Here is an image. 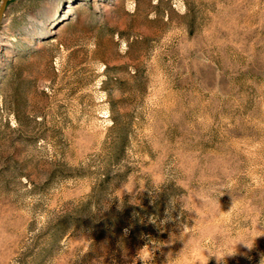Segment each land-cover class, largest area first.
Listing matches in <instances>:
<instances>
[{"label":"rangeland","instance_id":"374dc122","mask_svg":"<svg viewBox=\"0 0 264 264\" xmlns=\"http://www.w3.org/2000/svg\"><path fill=\"white\" fill-rule=\"evenodd\" d=\"M0 264H264V0H11Z\"/></svg>","mask_w":264,"mask_h":264},{"label":"water","instance_id":"95a60500","mask_svg":"<svg viewBox=\"0 0 264 264\" xmlns=\"http://www.w3.org/2000/svg\"><path fill=\"white\" fill-rule=\"evenodd\" d=\"M11 0H3L1 7H0V27L2 26L4 17H5V13H6V9L8 7V4Z\"/></svg>","mask_w":264,"mask_h":264}]
</instances>
